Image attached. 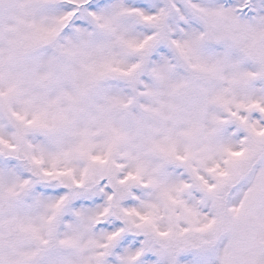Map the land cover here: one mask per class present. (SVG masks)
Instances as JSON below:
<instances>
[{
  "label": "snow or ice",
  "instance_id": "1",
  "mask_svg": "<svg viewBox=\"0 0 264 264\" xmlns=\"http://www.w3.org/2000/svg\"><path fill=\"white\" fill-rule=\"evenodd\" d=\"M0 264H264V0H0Z\"/></svg>",
  "mask_w": 264,
  "mask_h": 264
}]
</instances>
